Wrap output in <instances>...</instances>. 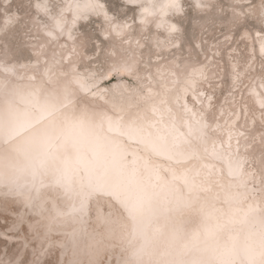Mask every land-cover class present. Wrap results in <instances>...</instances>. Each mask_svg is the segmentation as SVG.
Segmentation results:
<instances>
[{
    "label": "bare ground",
    "instance_id": "6f19581e",
    "mask_svg": "<svg viewBox=\"0 0 264 264\" xmlns=\"http://www.w3.org/2000/svg\"><path fill=\"white\" fill-rule=\"evenodd\" d=\"M147 1L149 5L139 7L141 12L147 11L141 20H154L165 34H175L170 16L181 9V0ZM88 3L92 0L81 4ZM78 6L71 1L63 9ZM62 11L52 18L53 23L61 20ZM261 41L264 54V38ZM69 55L67 51L52 57L41 68L49 83L68 71L52 86L12 83L7 81L8 75L0 77V144L11 141L0 147V183H5L6 191L19 193L25 205L41 210L48 197L41 196L40 189L49 183L57 186L65 202L61 208L52 202V215L70 218L72 240L84 228L90 194L111 195L128 216L129 255L140 264H264V201L263 208L257 209L258 202L240 200L248 193L244 188L247 181L253 178L241 169L240 157L228 155L237 148V139L228 133L225 147L218 144L208 134L206 120L185 100L190 94L200 102L193 88L203 78L202 70L190 72V76L179 70V79L173 63L159 68L151 81L158 89L148 86L145 93L131 95L133 99L125 93L118 96V100L127 99V111L114 115L103 110L77 111L72 107L75 90L69 83L83 92L91 84L74 72L73 65L65 71L56 66ZM0 67L8 72L16 68ZM21 74L26 73L22 70ZM261 88L262 95L254 96L263 105V84ZM212 159L219 160L236 178L212 182L218 176ZM181 185L183 192H175ZM208 188V193L197 198L191 193ZM217 191L221 194L213 197L211 193ZM198 198L208 202L186 209L195 200L202 201ZM189 212L196 216L187 220L183 215ZM99 218L103 220L104 214ZM255 222L261 223L260 231L254 229L256 233L251 230ZM91 239L90 235V244L95 241Z\"/></svg>",
    "mask_w": 264,
    "mask_h": 264
},
{
    "label": "rangeland",
    "instance_id": "374dc122",
    "mask_svg": "<svg viewBox=\"0 0 264 264\" xmlns=\"http://www.w3.org/2000/svg\"><path fill=\"white\" fill-rule=\"evenodd\" d=\"M71 1L79 3L80 8L64 10ZM83 1L0 0V66H16L12 72L0 67V77L8 75L7 81L12 83L43 82L52 86L73 65L74 72L91 85L83 92L69 83L75 90L72 107L114 115L128 109L127 99L118 100V96H134L145 93L148 86L156 87L151 81L156 79L159 68L175 63L179 79L182 70L188 74L202 70L204 76L194 82L193 88L200 102L190 94L185 100L206 120L208 134L218 144L225 147L228 133L237 139V148L228 155L233 159L240 157L241 169L253 178L247 181L244 188L248 193L240 200L256 201L257 209L261 208L264 104H259L255 96L262 95L264 85V54L260 51L264 0H181V9L172 11L170 16L176 26L175 34H165L154 20H141L147 11L141 12L139 7L149 5L147 0H92L91 4H81ZM61 10V20L53 23L52 18ZM72 12L78 15L73 16ZM67 51V60L60 58L55 63L66 74L49 83L48 74L41 68L50 64L52 57ZM22 70L26 74H21ZM10 142H3L0 147ZM212 162L218 175L211 178L212 182L227 183L236 178L220 166L219 160ZM40 190V195L48 198L45 208L36 210L25 205L19 193H8L5 183H0V264H140L129 255L132 236L128 216L111 195L98 191L90 194L84 228L72 240L70 218H53L51 211L52 202L64 207L62 191L50 183ZM179 190L183 192L182 185L175 192L180 193ZM208 191L209 188L191 193L197 198ZM220 194L221 191L211 193L213 197ZM198 199L202 201L195 200L186 209L207 201ZM100 214H104L103 220ZM194 215L189 212L183 216L189 220ZM255 223L258 226L253 225L251 230L260 231L261 223ZM90 235L95 240L91 244L87 240Z\"/></svg>",
    "mask_w": 264,
    "mask_h": 264
}]
</instances>
